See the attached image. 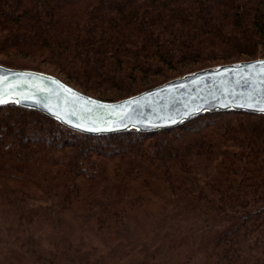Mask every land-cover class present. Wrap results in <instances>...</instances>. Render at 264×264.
<instances>
[{
    "label": "trees",
    "instance_id": "trees-1",
    "mask_svg": "<svg viewBox=\"0 0 264 264\" xmlns=\"http://www.w3.org/2000/svg\"><path fill=\"white\" fill-rule=\"evenodd\" d=\"M261 57L264 0H0L1 65L103 101ZM153 182L190 206L154 217L132 253L155 259L171 221L214 223V264H264V113L203 111L165 129L90 135L0 105V234L15 261L117 264L130 211L159 193Z\"/></svg>",
    "mask_w": 264,
    "mask_h": 264
},
{
    "label": "water",
    "instance_id": "water-1",
    "mask_svg": "<svg viewBox=\"0 0 264 264\" xmlns=\"http://www.w3.org/2000/svg\"><path fill=\"white\" fill-rule=\"evenodd\" d=\"M0 100L36 109L85 134L131 127L154 131L203 111L264 113V57L197 70L115 101L91 97L49 73L0 64Z\"/></svg>",
    "mask_w": 264,
    "mask_h": 264
},
{
    "label": "rangeland",
    "instance_id": "rangeland-1",
    "mask_svg": "<svg viewBox=\"0 0 264 264\" xmlns=\"http://www.w3.org/2000/svg\"><path fill=\"white\" fill-rule=\"evenodd\" d=\"M116 181H114L115 183ZM157 182V181H154ZM152 184V187L161 188L158 183ZM2 189V188H1ZM110 192H113L110 188ZM113 194V193H111ZM110 195V194H109ZM53 199V198H52ZM150 200L139 204L130 211L128 216L127 228L128 233L119 242V247L124 251V255L120 257L117 264H214V243L218 232L221 230V225L214 226V223L206 228L197 226H186L184 223L177 224L171 221L170 227L175 231L169 235L159 251L155 254V259L143 260L139 255L132 253L129 250L132 241L143 240L142 238L150 229L151 220L160 215L175 217L178 210L183 208L187 211L190 202L176 195H173L166 189H159L157 196H151ZM186 202V203H185ZM45 205V203H43ZM191 211H188L190 213ZM63 231L74 233V229L70 224L69 214L64 216ZM53 241L52 236L42 237L40 245L47 244ZM19 251L8 236L1 232L0 234V262L1 264H24L22 261L14 260L12 253L9 251ZM20 252V251H19ZM21 259V257H18Z\"/></svg>",
    "mask_w": 264,
    "mask_h": 264
},
{
    "label": "snow or ice",
    "instance_id": "snow-or-ice-1",
    "mask_svg": "<svg viewBox=\"0 0 264 264\" xmlns=\"http://www.w3.org/2000/svg\"><path fill=\"white\" fill-rule=\"evenodd\" d=\"M0 103H4V101L3 100H0Z\"/></svg>",
    "mask_w": 264,
    "mask_h": 264
}]
</instances>
